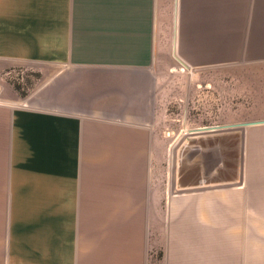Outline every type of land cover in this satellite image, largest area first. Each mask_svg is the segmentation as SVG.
<instances>
[{
	"label": "crops",
	"instance_id": "crops-1",
	"mask_svg": "<svg viewBox=\"0 0 264 264\" xmlns=\"http://www.w3.org/2000/svg\"><path fill=\"white\" fill-rule=\"evenodd\" d=\"M178 1L177 49L264 64V0H190L185 33ZM155 6L0 0V62L54 69L0 102V264H264V187H183L165 217Z\"/></svg>",
	"mask_w": 264,
	"mask_h": 264
},
{
	"label": "rangeland",
	"instance_id": "rangeland-1",
	"mask_svg": "<svg viewBox=\"0 0 264 264\" xmlns=\"http://www.w3.org/2000/svg\"><path fill=\"white\" fill-rule=\"evenodd\" d=\"M175 3L156 0L153 24L154 69L157 88L163 92L158 106L162 121L156 131L163 143V161L154 169L152 181L163 192L165 217L167 201L184 192L183 187L205 181L210 184L203 190L264 187V127H258L264 124L246 126L264 122V64L222 66L218 50L196 51L189 57L186 48L177 49L176 35L179 58L212 67L182 66L174 57ZM198 3L178 1L181 33ZM182 36L185 44L186 36ZM53 71L43 65L0 62V102L26 97ZM205 128L213 131L196 133ZM205 174L208 179H203Z\"/></svg>",
	"mask_w": 264,
	"mask_h": 264
},
{
	"label": "water",
	"instance_id": "water-1",
	"mask_svg": "<svg viewBox=\"0 0 264 264\" xmlns=\"http://www.w3.org/2000/svg\"><path fill=\"white\" fill-rule=\"evenodd\" d=\"M178 62L183 65L184 67H187L185 66V64H183V62L178 58ZM261 124H264V122H257V123H251V124H247L246 126H256V125H261ZM198 132L196 133H205V132H209V131H213L212 129H199L197 130Z\"/></svg>",
	"mask_w": 264,
	"mask_h": 264
},
{
	"label": "bare ground",
	"instance_id": "bare-ground-1",
	"mask_svg": "<svg viewBox=\"0 0 264 264\" xmlns=\"http://www.w3.org/2000/svg\"><path fill=\"white\" fill-rule=\"evenodd\" d=\"M176 18H177V16H175V18H174V23H175V26L174 27H176L177 28V20H176ZM175 37H174V57H175V59L178 61V56L175 54V51H176V44H175V38H176V34L174 35ZM183 66V65H182ZM174 147V146H173ZM172 149V148H171ZM173 150V149H172ZM173 152V151H172ZM173 155V154H172ZM171 155V159L173 158V156ZM169 159H170V157H169ZM174 159V158H173ZM172 161V160H171ZM172 164V163H171Z\"/></svg>",
	"mask_w": 264,
	"mask_h": 264
}]
</instances>
